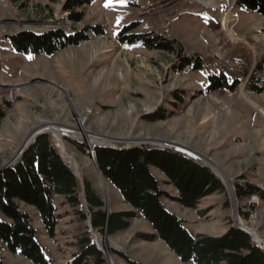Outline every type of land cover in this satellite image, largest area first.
Here are the masks:
<instances>
[{"label": "rangeland", "instance_id": "1", "mask_svg": "<svg viewBox=\"0 0 264 264\" xmlns=\"http://www.w3.org/2000/svg\"><path fill=\"white\" fill-rule=\"evenodd\" d=\"M65 1L0 0V109L4 114L0 168L13 163L46 123L74 128L81 136H96L117 147L175 145L188 156H198L197 162L215 174L224 188L200 200L197 208L209 212L208 217L182 209L186 229L220 235L238 217L264 239V201L256 195L239 200L234 193L235 184L264 190V17L233 0L225 29L221 19L232 0H205L210 6L200 0H92L74 10L83 14L74 22L63 10ZM97 24L104 26L105 35L63 49L51 60L41 57L38 64L33 62L37 55L17 53L8 37L21 31L73 33ZM129 25L135 33L174 41L173 50L119 44L114 36ZM194 60L201 62L198 69L187 65ZM219 73L238 82L234 91H208V75ZM13 86L17 89L9 98L8 88ZM153 112L166 118L147 121L145 117ZM63 142L77 164V173L73 172L82 201L86 179L102 198L104 210L125 211L123 202L112 203L114 187L104 179L103 189L82 145L69 139ZM152 173L161 174L155 167ZM159 185H164L161 180ZM55 205L59 219L53 236L46 233L33 207L21 205L55 264H68L79 252L82 236L105 251L107 264H129L126 259L141 264H192L182 263L157 240L138 239L137 233L147 232L142 219H133L128 229L108 235L94 230L89 217L76 213L87 214L85 203L72 208L57 199ZM0 264L32 263L3 250Z\"/></svg>", "mask_w": 264, "mask_h": 264}, {"label": "trees", "instance_id": "2", "mask_svg": "<svg viewBox=\"0 0 264 264\" xmlns=\"http://www.w3.org/2000/svg\"><path fill=\"white\" fill-rule=\"evenodd\" d=\"M91 3L92 0H66L63 10L69 12L71 21L78 22L83 14L74 10ZM236 3L264 17V0H237ZM132 27L124 26L114 39L121 45L139 44L149 50H173L174 41L161 35L152 36L149 32L135 33ZM103 35L104 26L97 24L86 25L73 33L60 29L41 34L21 31L8 37L17 53L30 51L52 57L63 49ZM189 64L194 69L201 66L197 60ZM237 85V81L230 82L224 73L207 77V89L211 92L220 89L232 92ZM3 115L0 109V122ZM165 118L157 112L145 117L150 122ZM93 157L104 179L118 190L133 210L107 215L102 198L86 179H83L82 201L75 173L62 160L50 136L43 133L10 166L0 171V253L7 250L32 264H55L37 240L30 214L21 205L33 207L46 233L53 236L59 219L55 202L62 199L63 204L72 208L85 203L87 214L83 210H76V213L82 218L89 217L94 230L106 231L108 235L127 229L139 212L151 224L154 233H137L136 237L148 242L162 241L182 263L264 264V252L241 229L231 226L218 236L192 233L186 229L184 219L164 207L162 197L170 198L183 208L196 209L202 198L224 191L220 179L201 163L170 149L151 146L96 147ZM151 167L164 174L166 183L177 190L176 197L160 189ZM234 193L239 200L256 195L264 201V190L250 184H235ZM78 247L79 252L73 254L68 264H107L103 253L89 238L80 237ZM126 260L129 264H141Z\"/></svg>", "mask_w": 264, "mask_h": 264}, {"label": "built area", "instance_id": "3", "mask_svg": "<svg viewBox=\"0 0 264 264\" xmlns=\"http://www.w3.org/2000/svg\"><path fill=\"white\" fill-rule=\"evenodd\" d=\"M61 128H65L66 127H61ZM61 128H56L57 130L55 131L56 133L59 134V139L56 136V133L51 131L50 129L46 130H40V132H44L46 134H50V139L51 142L53 144V146L58 150L60 157L62 158V160L68 165L69 168H71L73 170L72 167V160L73 158L71 157V155L68 154V152L65 149L64 146V142L63 140L65 139H69L74 141L77 144L82 145V148L84 150V152L89 156L92 155L93 156V151L96 147H100V148H105V147H113L116 148L117 146L109 143V142H105L104 140H101L100 138L96 137V136H92V135H88V136H81V134L79 132H76V130L73 128H67L68 130H62ZM60 129V131L58 130ZM77 129V128H76ZM72 132H70V131ZM88 137H91V139H89ZM133 147V146H130ZM160 147L162 149H170L182 156L185 157H189L187 155H185L184 153H182L178 148H176L174 145H168V144H164V145H160ZM62 148H64V151L62 150ZM66 155V157L64 156ZM191 159H193L194 161L200 160L199 158H195L194 156L189 157ZM236 220L239 221V224L236 222ZM233 224L231 226H234L236 228H241L246 230L248 233V235L250 236L251 240L254 242V244L264 252V239L260 238L255 232H253L250 228H248L247 226L243 225V223L240 221V219L237 217ZM243 231V230H242ZM245 232V231H244ZM97 248L103 253L105 254V251L97 246ZM106 255V254H105Z\"/></svg>", "mask_w": 264, "mask_h": 264}, {"label": "crops", "instance_id": "4", "mask_svg": "<svg viewBox=\"0 0 264 264\" xmlns=\"http://www.w3.org/2000/svg\"><path fill=\"white\" fill-rule=\"evenodd\" d=\"M35 55H37V59L35 60V61H33V62H35L34 64H38L41 60H40V58L41 57H45V58H48V59H50V57H48V56H45V55H40V54H35ZM51 60V59H50ZM33 64V65H34ZM66 128H68V127H66ZM39 130H41V129H39ZM39 130H38V132H39ZM152 168L153 167H151L150 168V170H151V172H152ZM159 173H161L160 171H159ZM153 174V173H152ZM154 175V174H153ZM155 177H156V179L158 180V182H160V180H161V182H163V186H160V189L161 190H163L164 192H166L168 195H170V196H174V197H176L177 196V190L171 185V184H167L166 183V181H167V179H166V177L164 176V174H159V176H157V175H154ZM110 184V183H109ZM111 185V187H114L112 184H110ZM165 186V187H164ZM113 189V190H112ZM115 189V190H114ZM111 190L113 191V195H114V198H115V200H114V202H112V203H114V205H116L119 201L120 202H123L124 203V205H127V209L125 210V211H129V210H133V208L129 205V204H127L124 200H123V198H122V196L120 195V193L119 192H116V188L114 187V188H111ZM118 191V190H117ZM170 191V192H169ZM167 198L168 197H162V199H161V201H162V203H163V205H164V207L168 210V211H170V212H172V213H174L175 215H177L178 217H180V218H182V219H184L182 216H180V213H181V211H182V209L184 210V211H193V213H198L199 211H201L200 210V208H196V209H186V208H183L182 206H180L178 203H176L175 201H173V200H167ZM199 205V204H198ZM197 205V206H198ZM121 211H124V210H114V211H111V212H121ZM202 215V217L203 218H205V217H208L209 216V212H206V213H204V214H201ZM200 216V215H199ZM140 219H142L145 223H146V228H147V232H145V233H154V229L152 228V226H151V224H150V226H151V229L148 227V222L141 216V214L139 213V212H137V217L134 219V220H140ZM184 221H185V219H184ZM129 227H130V224H129ZM128 227V228H129ZM231 227V225L230 226H226V227H223L224 229H223V231H224V233L229 229ZM127 228V229H128ZM126 230V229H125ZM222 231V232H223ZM222 232L221 233H218V234H220V235H222ZM203 234H205V233H203ZM214 236H218V235H214ZM156 241V240H155ZM157 241H159V242H161V243H163L162 241H160V240H157ZM163 245H165L164 243H163ZM166 246V245H165ZM167 247V246H166ZM168 248V247H167ZM169 249V248H168ZM170 250V249H169ZM171 251V250H170ZM172 252V251H171ZM173 253V252H172ZM174 254V253H173Z\"/></svg>", "mask_w": 264, "mask_h": 264}, {"label": "bare ground", "instance_id": "5", "mask_svg": "<svg viewBox=\"0 0 264 264\" xmlns=\"http://www.w3.org/2000/svg\"><path fill=\"white\" fill-rule=\"evenodd\" d=\"M200 2H202L203 4H205L206 6H210V5H212V3L211 2H207V1H205V0H200ZM232 4H233V0L231 1V3L229 4V5H227V7H226V9L224 10V12H223V18L221 19L222 20V24H223V27L226 29V25L228 24V22H229V17H230V15H231V9H232ZM50 26H52V25H50ZM229 31V30H228ZM227 31V32H228ZM228 35H229V33H227ZM15 89H17V87H10V88H8V95H10L9 96V98H12V96H13V94L15 93ZM51 123V122H50ZM81 125V124H80ZM40 127V126H39ZM80 127V126H79ZM43 129H41V130H46V128L47 129H50L51 131H53V132H55L57 129H56V127L53 125L52 126V124H48V123H46V125H44L43 127H42ZM57 128H58V126H57ZM62 130H68L67 128L65 129V128H61ZM80 129L83 131V129L82 128H79L78 130L80 131ZM59 131H60V129H58ZM70 131V130H69ZM70 132H72V131H70ZM56 133V132H55ZM56 136L58 137V139H59V134L58 133H56ZM29 138L31 137V136H28ZM27 137V138H28ZM89 139H91V137H88ZM31 139V138H30ZM161 145H164V143L163 144H161ZM175 146V145H174ZM176 147V146H175ZM177 148V147H176ZM179 149V148H178ZM62 150L64 151V148H62ZM180 150V149H179ZM182 153H184V151L183 150H180ZM187 153V152H186ZM186 155V154H185ZM65 157H66V155H64ZM188 156V155H187ZM192 156H194L195 158H198V156L196 157L195 155H191V156H189V157H192ZM207 162H208V160H206ZM72 162V167H73V169L75 170V172L77 173V164H76V162L74 161V160H72L71 161ZM100 179H101V186L103 187V189L105 190V182H104V180L100 177ZM107 189V188H106ZM238 224H239V221H236Z\"/></svg>", "mask_w": 264, "mask_h": 264}, {"label": "water", "instance_id": "6", "mask_svg": "<svg viewBox=\"0 0 264 264\" xmlns=\"http://www.w3.org/2000/svg\"><path fill=\"white\" fill-rule=\"evenodd\" d=\"M41 33H42V32H41ZM41 33H36V34H41ZM43 133H44V132H35V133L32 135L31 139H29V141H27V142L23 145V148H21V150L19 151L18 155L20 156V155L23 153V151H24L25 149H27V147H28L29 145H31V144L34 142L35 138H36L38 135L43 134ZM164 144H165V143H164ZM129 147H130V146H126V147H124V148H129ZM19 156H18V157H19ZM18 157L14 158V161H15ZM89 157L91 158V160H93L94 165H95V168H96L97 171L99 172L101 178L104 180V177L102 176V174H101V172H100L98 166H97L96 163H95L94 157H93L92 155H89ZM11 164H12V162H11L10 164H7V165L4 166V167H1V168H0V171H1L3 168H6V167L10 166ZM105 211H106V213H107V215H108V214H109V210H108L107 207H105ZM90 224H91V223H90ZM239 229H241V228H239ZM241 230H243V231H245L246 233H248V232H247L246 230H244V229H241Z\"/></svg>", "mask_w": 264, "mask_h": 264}, {"label": "snow or ice", "instance_id": "7", "mask_svg": "<svg viewBox=\"0 0 264 264\" xmlns=\"http://www.w3.org/2000/svg\"><path fill=\"white\" fill-rule=\"evenodd\" d=\"M107 6V5H106Z\"/></svg>", "mask_w": 264, "mask_h": 264}]
</instances>
